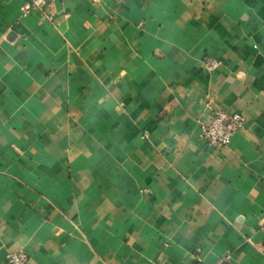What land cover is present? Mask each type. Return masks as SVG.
<instances>
[{
	"label": "crops",
	"instance_id": "0c3cea01",
	"mask_svg": "<svg viewBox=\"0 0 264 264\" xmlns=\"http://www.w3.org/2000/svg\"><path fill=\"white\" fill-rule=\"evenodd\" d=\"M25 1L0 0V264H264V0ZM216 110L244 117L224 147Z\"/></svg>",
	"mask_w": 264,
	"mask_h": 264
},
{
	"label": "built area",
	"instance_id": "2783aa9c",
	"mask_svg": "<svg viewBox=\"0 0 264 264\" xmlns=\"http://www.w3.org/2000/svg\"><path fill=\"white\" fill-rule=\"evenodd\" d=\"M54 0H26L22 7V15L25 16L29 12L37 10L40 11L44 17L49 18L48 12L44 10V5L52 3ZM50 5V4H49ZM208 69H213L217 62L213 59H207L204 62ZM244 117L241 113L216 110L212 113L210 120L206 123H201V135L206 143L216 147L226 146L231 136L237 132L243 125ZM264 226V209H263V222ZM28 259V254L24 250H17L11 252L7 256L8 264H25ZM190 264H203L201 262Z\"/></svg>",
	"mask_w": 264,
	"mask_h": 264
}]
</instances>
